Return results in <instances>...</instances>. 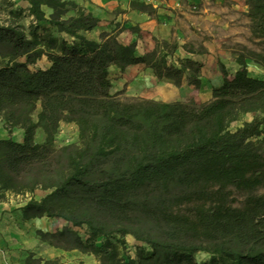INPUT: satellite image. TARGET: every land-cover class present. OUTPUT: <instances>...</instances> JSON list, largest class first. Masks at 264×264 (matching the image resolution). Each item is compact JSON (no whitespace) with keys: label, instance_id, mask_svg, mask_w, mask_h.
Wrapping results in <instances>:
<instances>
[{"label":"trees","instance_id":"16d2710c","mask_svg":"<svg viewBox=\"0 0 264 264\" xmlns=\"http://www.w3.org/2000/svg\"><path fill=\"white\" fill-rule=\"evenodd\" d=\"M27 1L35 22L29 32L15 21L0 23V57L7 60L0 121L9 134L0 138V200L46 190L20 207L23 222L65 220L61 229L38 231L41 240L94 254L98 264H264V119L231 128L246 113H264V79L251 76L246 61L264 68V0H246L251 40L262 49L234 50L240 67L230 74L221 63L222 83L198 104L111 93L113 66L124 72L144 64L176 86L185 73L197 76L199 61L171 60L186 44L156 39L140 54L137 41H121L116 27L98 40L86 36L100 19L74 0ZM129 4L148 13L152 7ZM43 21L49 28L40 32ZM43 56L50 65L31 69ZM62 122L78 126V141L58 148ZM15 128L21 141L11 136ZM81 226L86 239L75 229ZM128 235L148 253L126 254ZM199 252L209 258L199 261Z\"/></svg>","mask_w":264,"mask_h":264},{"label":"crops","instance_id":"0c3cea01","mask_svg":"<svg viewBox=\"0 0 264 264\" xmlns=\"http://www.w3.org/2000/svg\"><path fill=\"white\" fill-rule=\"evenodd\" d=\"M84 6L88 11H92L99 17V25L92 31L84 32L91 39H99V35L104 30H111L117 25V20L123 18L124 22L120 25L119 39L125 43L137 41V49L140 54L151 51L155 47L153 37L166 36L169 26H174L176 18L167 19L152 17L150 13L132 9L130 4L124 0H74ZM18 5L29 8L28 1H18ZM183 4H194L197 10L191 14L194 24L184 27L176 24L171 28L174 33L183 37L180 45L186 44L189 50L179 47L171 60L179 63V60L191 58L202 63L201 70L197 76L185 73L180 86H176L169 79H158L152 71L144 64H134L129 66L124 72L116 67H111L110 77L112 80L111 93H120L118 96L124 98H146L163 100L167 102L191 101L206 102L212 98V88L219 86L223 81L220 64H224L230 74H234L240 64L237 62L234 44L245 42V35L250 32V19L248 17V3L246 0H184ZM162 6H173L163 4ZM175 7V6H173ZM121 8L117 14L114 10ZM48 15L51 9L44 6ZM134 14V15H132ZM105 15L116 16L117 20H105ZM135 17V21L129 19ZM166 18V17H164ZM32 20V17H29ZM128 19V21H126ZM35 23L34 21H32ZM39 31L43 32L49 28V23H40ZM118 24V23H117ZM139 26L140 30L131 29ZM118 30V29H117ZM53 34L59 38L69 41L73 37L65 32H57L52 29ZM92 34L91 36L89 34ZM191 36L200 38V48L187 44V39ZM126 38V39H125ZM143 47L142 51L140 47ZM247 68L251 76L264 79V68L251 59H247ZM50 65V64H49ZM126 86L124 87V85ZM5 128L0 123V138H5ZM7 132V131H6ZM6 199L0 200V264H22L23 258L29 251L38 252L36 229L30 222H23L20 207L7 194ZM131 236V235H128ZM127 236V239L129 237ZM132 237V236H131ZM57 253L54 248L48 249ZM44 252V251H43ZM81 264H95L97 260L92 254H81Z\"/></svg>","mask_w":264,"mask_h":264},{"label":"rangeland","instance_id":"374dc122","mask_svg":"<svg viewBox=\"0 0 264 264\" xmlns=\"http://www.w3.org/2000/svg\"><path fill=\"white\" fill-rule=\"evenodd\" d=\"M18 1L21 0H0V23H8L11 21H15L22 25L27 32H29L33 20L29 19L28 16V10L27 8H24L21 5H18ZM22 1H27V0H22ZM197 8H195L194 4L189 5L188 4H183L180 7H173V6H158V7H151L149 13L151 14L152 17H160L163 16L161 19L167 21V19H171L173 17H178L176 18V22L172 23V25L176 26L177 23L179 25H182L184 27H189L190 25L192 26L194 22L190 19H192L191 14H194ZM121 11V8L118 10H114L113 13H118ZM134 15V14H132ZM130 16L129 19L132 21H135V17ZM117 16V15H116ZM116 16L112 15H105V20H112L113 23L115 20H117ZM166 17V18H164ZM124 19L121 18L120 20H117L116 28L120 30L122 23ZM128 21V19H126ZM174 26H169V31L166 36H158V37H153V40H167L170 41V43H175V42H180L183 40L182 36H179V34L174 33L171 28L173 29ZM134 28L140 30L139 26H133ZM52 34V33H51ZM90 36L92 35L91 33L89 34ZM55 37V36H54ZM57 37V36H56ZM126 39V38H125ZM245 42L242 43H236L234 44V48L236 51H240L243 45L248 46L249 48L260 50L262 49L260 46H258L255 42L251 40V33L249 35H245L244 37ZM187 44H191L196 48H200V38H197L196 36H191L189 40L187 39ZM141 51L143 47H140ZM7 63L6 59H3L0 57V67L5 65ZM50 61L46 56H43L41 59H39L36 63L31 64L30 68L31 69H45L49 66ZM126 84L124 85V87ZM122 98V97H121ZM142 98V97H138ZM123 99H129L128 97H124ZM207 101V100H206ZM187 102V101H183ZM187 103H191V101H188ZM199 102H196L198 104ZM202 103V102H201ZM253 119H264V113H253L249 112L244 114L239 120L235 121L232 125L231 128L235 129L237 127L242 126L245 122H250ZM2 123V121H0ZM78 126L73 123V122H62L59 128V131L56 135L55 139V146L56 147H62L67 144L75 143L78 141ZM5 136H9V134L5 131L4 132ZM11 136L16 139L21 141L23 138V131L19 128H15L13 132L11 133ZM37 141L41 142L44 139V134L42 133V130H38L37 135H36ZM47 193L46 190L38 189L36 190L33 194H27V195H14L12 198L19 204H24V202L31 196H34L35 198L39 199L40 197L44 196ZM10 196L12 194H9ZM9 197V196H7ZM27 222L32 223V226L36 229V239H37V248H40L41 255H39L38 252H33L29 251L26 256L23 258L22 264H25V259L29 254H32L35 258H42L43 260H55V264H81V254L77 249H72V250H63L60 248H55L51 246L49 243L44 242L41 240L38 231H49L53 232L58 229H61L65 224L66 221L53 217H42V218H36L29 220ZM75 229L81 234V236L86 239L88 237V229L87 227L81 226V227H75ZM125 238V244H124V252L134 258H137L138 255L142 253H148L149 248L147 245L143 244L142 242H139L135 240L133 237L128 236ZM100 241V240H99ZM98 241V242H99ZM54 248L57 250V253H54L52 251L49 252L48 249ZM44 251V252H43ZM83 254H89V253H83ZM94 259L97 260L95 264H98V259L97 257L92 254ZM196 258L199 261H203L209 258V254L205 252H199L196 254Z\"/></svg>","mask_w":264,"mask_h":264},{"label":"built area","instance_id":"2783aa9c","mask_svg":"<svg viewBox=\"0 0 264 264\" xmlns=\"http://www.w3.org/2000/svg\"><path fill=\"white\" fill-rule=\"evenodd\" d=\"M124 1L129 3L132 0H124ZM138 1H142L146 4L152 5L153 7H158V6H161L163 4H170V5H173L175 7H180L184 0H138ZM191 5H193V4H191Z\"/></svg>","mask_w":264,"mask_h":264}]
</instances>
